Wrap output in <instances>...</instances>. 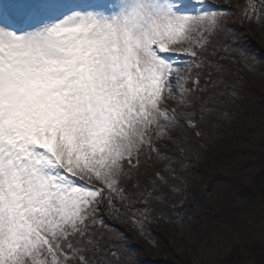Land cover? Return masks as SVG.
Instances as JSON below:
<instances>
[{
	"label": "snow or ice",
	"instance_id": "6c2138e0",
	"mask_svg": "<svg viewBox=\"0 0 264 264\" xmlns=\"http://www.w3.org/2000/svg\"><path fill=\"white\" fill-rule=\"evenodd\" d=\"M237 7L264 22L253 0ZM235 14L210 0H0V264H139L104 206L127 199L142 235L162 214L167 181L141 156L177 116L197 127L162 105L184 104L222 52L258 60Z\"/></svg>",
	"mask_w": 264,
	"mask_h": 264
},
{
	"label": "trees",
	"instance_id": "16d2710c",
	"mask_svg": "<svg viewBox=\"0 0 264 264\" xmlns=\"http://www.w3.org/2000/svg\"><path fill=\"white\" fill-rule=\"evenodd\" d=\"M247 2L234 0L229 7L236 9L232 25L238 45L258 57L254 66L222 52L220 71L202 74L199 89L186 94L197 127L181 120L159 152L153 151L150 159L141 156L142 173L159 172L167 181L162 187V214L143 222L142 235L139 225L127 222L133 211L127 208V199L124 204L115 202L119 223L103 209L106 224L128 234L139 264L190 263L177 257L164 228L182 230L180 238L195 246L228 237L231 249L226 256L197 264H264V49L252 40L237 7ZM233 51L238 53L239 47ZM186 86L195 88L192 81ZM183 148L186 154L180 155ZM111 231L104 229L105 234ZM147 242L160 247L166 259L152 260Z\"/></svg>",
	"mask_w": 264,
	"mask_h": 264
},
{
	"label": "rangeland",
	"instance_id": "374dc122",
	"mask_svg": "<svg viewBox=\"0 0 264 264\" xmlns=\"http://www.w3.org/2000/svg\"><path fill=\"white\" fill-rule=\"evenodd\" d=\"M231 1H234V0H210V2L213 3L214 5L222 6V7L229 6ZM260 1H261V5L257 4L256 0H253V2L257 5V8L259 9V12H257L256 15H259L260 13H264V0H260ZM260 6H262L263 8H260ZM244 25L249 30L250 36L252 37V40L255 42V44L259 45L262 49H264V22L249 23L248 20L244 18ZM252 40H250V42L254 44ZM176 95L177 97H179V92H177ZM184 99H185L184 104H181L179 102V99H177V100H170L166 105H162V107L168 108L170 111V114H173V115H175L176 113H184V114L193 115L192 107L191 105L188 104L186 100V96ZM177 119L179 121L181 120L186 121L184 115L177 116ZM179 125L180 124H177L175 127H178ZM174 128L170 129L169 132L170 131L172 132ZM163 141H171L170 135H165L163 138L158 140L155 143V147L157 149L162 147ZM153 154L155 155L156 159L160 158L155 152ZM120 203L124 204V200H120ZM104 209L108 211L106 205L104 206ZM110 216L112 217L115 223H119L117 208L115 212H112L110 214ZM163 230L166 232L168 240L174 246L173 248L175 249L177 257L180 260L187 258V260L190 261L189 264H193V263L197 264L198 262L203 263L204 261H206V259L212 260L214 262H218L216 261V259L226 256L227 252L230 251L231 249V246L225 240V238L227 239L228 237L224 238L222 236V238H220L219 240L214 239L209 242L202 240L198 246H195L191 241L180 238L181 234L183 233L182 230H180L178 233L172 230H168L166 228H164ZM139 241L141 243H145L140 238H139ZM238 241H239L238 238H235V243H240ZM147 243H148L147 249L149 251V254L152 260H158L159 258H163L161 256L162 253H161L160 247H157V246L155 247L149 242ZM163 259H166V257Z\"/></svg>",
	"mask_w": 264,
	"mask_h": 264
}]
</instances>
